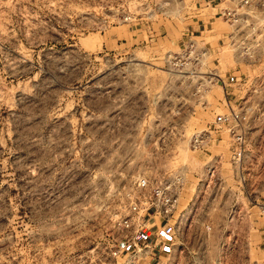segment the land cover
I'll use <instances>...</instances> for the list:
<instances>
[{
    "label": "rangeland",
    "instance_id": "1",
    "mask_svg": "<svg viewBox=\"0 0 264 264\" xmlns=\"http://www.w3.org/2000/svg\"><path fill=\"white\" fill-rule=\"evenodd\" d=\"M176 175L155 264H264V0H0V264H114Z\"/></svg>",
    "mask_w": 264,
    "mask_h": 264
},
{
    "label": "built area",
    "instance_id": "2",
    "mask_svg": "<svg viewBox=\"0 0 264 264\" xmlns=\"http://www.w3.org/2000/svg\"><path fill=\"white\" fill-rule=\"evenodd\" d=\"M220 14L229 19V12ZM216 120L222 123L224 119L217 117ZM204 142V139L196 141ZM181 184L182 178L178 175L170 182L159 184L146 179L137 182L139 193L131 203L129 214L120 222L123 236L111 253L114 264H145L154 260L157 249L167 243V226L177 210ZM155 220L162 223L159 230L151 225ZM202 227L209 228L204 222Z\"/></svg>",
    "mask_w": 264,
    "mask_h": 264
},
{
    "label": "crops",
    "instance_id": "3",
    "mask_svg": "<svg viewBox=\"0 0 264 264\" xmlns=\"http://www.w3.org/2000/svg\"><path fill=\"white\" fill-rule=\"evenodd\" d=\"M208 22L209 21H196V22L191 21L192 24L191 25L189 24L187 26V30L190 31L189 33L194 34V32H197V30H200L201 28H203V29L206 28V26H207L206 24ZM195 26H197V27H195ZM241 213H242V211H241ZM202 223H199V227L201 229H203ZM151 225L153 226V229L159 230L161 228V226H162V223L160 221H158V220H155L154 222L151 223ZM168 236H169V234H168ZM168 250H169V245H168V243H166L165 246L160 247V248L157 249V252L155 253L154 260L151 261L150 263H145V264H155L156 260H160L161 258H164L165 255H167V251Z\"/></svg>",
    "mask_w": 264,
    "mask_h": 264
}]
</instances>
